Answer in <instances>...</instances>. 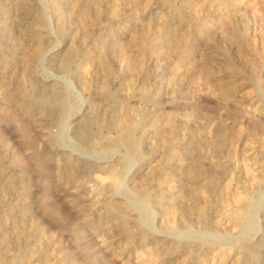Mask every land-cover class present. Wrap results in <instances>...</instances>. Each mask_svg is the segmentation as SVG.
<instances>
[{
  "label": "rangeland",
  "instance_id": "rangeland-1",
  "mask_svg": "<svg viewBox=\"0 0 264 264\" xmlns=\"http://www.w3.org/2000/svg\"><path fill=\"white\" fill-rule=\"evenodd\" d=\"M0 264H264V0H0Z\"/></svg>",
  "mask_w": 264,
  "mask_h": 264
},
{
  "label": "bare ground",
  "instance_id": "bare-ground-1",
  "mask_svg": "<svg viewBox=\"0 0 264 264\" xmlns=\"http://www.w3.org/2000/svg\"><path fill=\"white\" fill-rule=\"evenodd\" d=\"M21 1V0H20ZM24 2V1H23ZM22 2V3H23ZM26 4V3H25ZM24 4V5H25ZM24 5H23V7H24ZM20 6V5H19ZM18 7V6H17ZM7 10V9H6ZM23 10H25V9H23ZM16 12H17V10H16ZM22 13V12H21ZM241 13V12H240ZM110 28V27H109ZM177 34V33H176ZM62 64V63H61ZM108 89H109V86H108V84H105L104 85V90H105V92H108ZM93 107V106H92ZM83 130V129H82ZM191 146V145H190ZM38 157V159H39V161L40 162H38V163H41L42 164V161H43V157H44V155L43 154H41V155H38L37 156ZM147 164V163H146ZM152 164V163H151ZM159 165H161V164H159ZM168 165V164H167ZM147 166V165H146ZM145 167V166H144ZM165 167V166H164ZM146 168V167H145ZM161 168V167H160ZM162 169H163V167H162ZM166 171V170H165ZM161 172H162V170H161ZM151 176V175H150ZM99 177V176H98ZM190 179V178H189ZM163 182H164V180H163ZM100 183V182H99ZM192 184V183H191ZM237 190V189H236ZM192 199V198H191ZM158 201H160V200H158ZM190 211V210H189ZM159 234V233H158ZM143 238V237H142ZM175 260V259H174Z\"/></svg>",
  "mask_w": 264,
  "mask_h": 264
}]
</instances>
